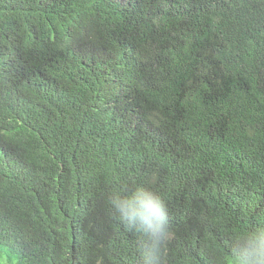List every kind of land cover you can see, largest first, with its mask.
Segmentation results:
<instances>
[{
	"label": "trees",
	"instance_id": "trees-1",
	"mask_svg": "<svg viewBox=\"0 0 264 264\" xmlns=\"http://www.w3.org/2000/svg\"><path fill=\"white\" fill-rule=\"evenodd\" d=\"M145 181L166 264L264 219V0H0V264H139Z\"/></svg>",
	"mask_w": 264,
	"mask_h": 264
},
{
	"label": "clouds",
	"instance_id": "clouds-1",
	"mask_svg": "<svg viewBox=\"0 0 264 264\" xmlns=\"http://www.w3.org/2000/svg\"><path fill=\"white\" fill-rule=\"evenodd\" d=\"M117 220L137 241L139 264H166L172 239L168 205L149 181L107 193ZM231 264H264V219L229 234Z\"/></svg>",
	"mask_w": 264,
	"mask_h": 264
}]
</instances>
